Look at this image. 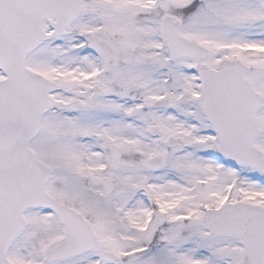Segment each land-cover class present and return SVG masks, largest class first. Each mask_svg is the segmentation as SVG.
Listing matches in <instances>:
<instances>
[{
    "label": "snow or ice",
    "instance_id": "snow-or-ice-1",
    "mask_svg": "<svg viewBox=\"0 0 264 264\" xmlns=\"http://www.w3.org/2000/svg\"><path fill=\"white\" fill-rule=\"evenodd\" d=\"M0 264H264V0H0Z\"/></svg>",
    "mask_w": 264,
    "mask_h": 264
}]
</instances>
